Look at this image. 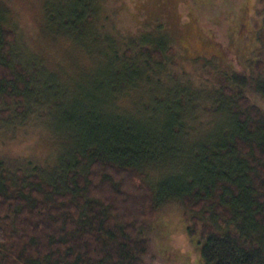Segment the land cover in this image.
I'll return each mask as SVG.
<instances>
[{"label": "trees", "instance_id": "16d2710c", "mask_svg": "<svg viewBox=\"0 0 264 264\" xmlns=\"http://www.w3.org/2000/svg\"><path fill=\"white\" fill-rule=\"evenodd\" d=\"M207 1L200 6L215 7ZM77 2L72 15L60 14L56 30L97 63V90L83 82L71 93L31 55L13 61L20 45L0 25L2 121L41 110L55 142L48 171L10 172L0 158V264H143L150 249L139 229L162 202L176 199L199 213L188 234L197 236L204 264H264V74L252 78L230 67L212 91L193 87L172 74L175 46L165 28L119 34L122 42L100 34L105 17L98 34L85 37L100 1ZM225 6L227 52L240 44L248 66L261 72L264 62L250 57L264 42V27L258 37L248 9L236 10L231 0ZM202 39L225 55L211 31ZM194 95L207 98L205 111L218 117L207 131L194 123ZM185 139L197 174L160 189L155 168H175Z\"/></svg>", "mask_w": 264, "mask_h": 264}, {"label": "rangeland", "instance_id": "374dc122", "mask_svg": "<svg viewBox=\"0 0 264 264\" xmlns=\"http://www.w3.org/2000/svg\"><path fill=\"white\" fill-rule=\"evenodd\" d=\"M77 1L0 0V25L12 29L20 45L12 51V60H24L28 55L37 58L44 63L46 69L54 71L57 77L60 76L59 79L71 88V93L77 86L83 85V82H90L91 85L93 83L97 90L102 72L84 50L77 48L76 44L69 43L68 38L57 33L58 23L62 21L60 14L72 15L73 2L78 4ZM99 1L100 7L98 14L95 13L97 19L93 24L94 28H90L82 36L91 37L94 33L98 34L97 27L105 17L107 18L103 21L104 24L99 26L100 34L111 33L122 42L124 40L119 34L135 35L149 30L161 34L165 28L166 33L171 34L175 46L171 60L174 63L169 64L173 70L172 74L192 82L193 87L198 85L212 91L214 86L220 83L219 74L224 71L230 72V67L252 78L264 74V68L258 72L254 65L248 66V60L241 51L240 44H237L231 53L227 52L226 48L230 43L227 29L230 25L225 17V2L228 0H213L212 5L215 6L213 8L207 5L200 6L199 0ZM231 1L234 2L236 10H240V5L248 9L246 14L251 18L254 28H258L259 33L264 27V0ZM207 2L212 3V0ZM96 5L92 3L87 7V12ZM46 7L48 12L45 11ZM76 11L80 12L79 7ZM207 31L212 32L215 43L221 47L220 50H225L224 56L214 54L202 39L203 32ZM258 48L257 51V47L255 48L250 59L264 62L262 38L258 41ZM95 56L93 55V58ZM194 100L198 102V107L196 106L198 115L194 123L197 128L207 131L209 122L217 121L218 117H214L209 110L205 111L206 106H210L207 98L200 97L197 101L194 95ZM258 103L262 104L261 101ZM41 112L40 110L37 113L33 109V112L26 114L23 120H15L9 122L10 124L2 121L5 117L0 114V158L10 172L17 168H22L27 173L35 171V168H38L36 170L38 173L52 169L55 142L46 129V118ZM6 118L10 121L8 116ZM196 140V145H200V138ZM178 141L184 142V146L182 145L181 155L176 153L181 158H175V168L172 166L162 168L161 165L155 168V178L160 189H163L171 178L179 183L187 182L191 175L197 174L193 172L199 169L189 156L188 147L192 141L188 139ZM204 210L207 209L204 207ZM155 215V219L146 220L139 229V237L148 238L150 249L143 258V264H204L197 236L188 234L189 226H194L192 216H199V213L187 209L183 202L176 199L162 202Z\"/></svg>", "mask_w": 264, "mask_h": 264}]
</instances>
